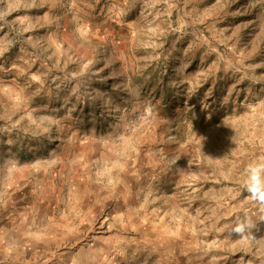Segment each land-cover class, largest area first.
<instances>
[{"label": "rangeland", "instance_id": "rangeland-1", "mask_svg": "<svg viewBox=\"0 0 264 264\" xmlns=\"http://www.w3.org/2000/svg\"><path fill=\"white\" fill-rule=\"evenodd\" d=\"M118 1L0 0V141L133 169V264H264V0Z\"/></svg>", "mask_w": 264, "mask_h": 264}, {"label": "crops", "instance_id": "crops-1", "mask_svg": "<svg viewBox=\"0 0 264 264\" xmlns=\"http://www.w3.org/2000/svg\"><path fill=\"white\" fill-rule=\"evenodd\" d=\"M118 4L100 13L120 20ZM86 159L0 141V264H133V243L150 231L134 209L133 169L108 180Z\"/></svg>", "mask_w": 264, "mask_h": 264}, {"label": "clouds", "instance_id": "clouds-1", "mask_svg": "<svg viewBox=\"0 0 264 264\" xmlns=\"http://www.w3.org/2000/svg\"><path fill=\"white\" fill-rule=\"evenodd\" d=\"M238 230L242 231V230H243V226H241V228H240V229H238Z\"/></svg>", "mask_w": 264, "mask_h": 264}]
</instances>
